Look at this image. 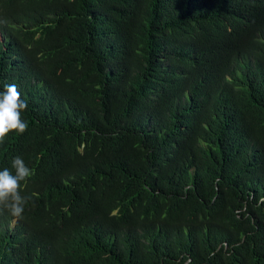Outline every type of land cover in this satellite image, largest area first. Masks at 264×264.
<instances>
[{"label": "trees", "instance_id": "1", "mask_svg": "<svg viewBox=\"0 0 264 264\" xmlns=\"http://www.w3.org/2000/svg\"><path fill=\"white\" fill-rule=\"evenodd\" d=\"M12 83L0 264H264V0H0Z\"/></svg>", "mask_w": 264, "mask_h": 264}, {"label": "clouds", "instance_id": "2", "mask_svg": "<svg viewBox=\"0 0 264 264\" xmlns=\"http://www.w3.org/2000/svg\"><path fill=\"white\" fill-rule=\"evenodd\" d=\"M27 108V101L21 98L17 86L5 84L0 90V143L10 132L23 134L27 130L28 123L22 118ZM32 175L34 171L20 156L12 159L11 170L7 167L0 170V209L6 210L16 220L22 219L28 202V198L21 195V184Z\"/></svg>", "mask_w": 264, "mask_h": 264}]
</instances>
